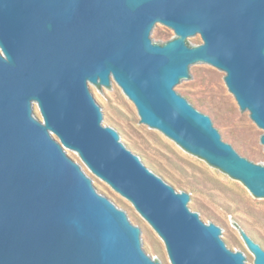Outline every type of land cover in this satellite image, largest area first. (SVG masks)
Segmentation results:
<instances>
[{
    "label": "water",
    "instance_id": "1",
    "mask_svg": "<svg viewBox=\"0 0 264 264\" xmlns=\"http://www.w3.org/2000/svg\"><path fill=\"white\" fill-rule=\"evenodd\" d=\"M162 27L177 37L162 41ZM197 62L225 71L264 129V0H0V264H169L93 174L148 221L171 264H249L226 241L229 221L198 213L197 196L145 162L130 132L109 126L93 87L123 91L147 129L264 200V165L174 89ZM226 205L250 264H264L250 223Z\"/></svg>",
    "mask_w": 264,
    "mask_h": 264
},
{
    "label": "rangeland",
    "instance_id": "2",
    "mask_svg": "<svg viewBox=\"0 0 264 264\" xmlns=\"http://www.w3.org/2000/svg\"><path fill=\"white\" fill-rule=\"evenodd\" d=\"M162 41L176 38L170 27H162ZM190 77L183 78L174 89L195 108L207 114L220 132L222 139L230 143L242 156L264 165V145L261 137L264 129L250 117L249 110H242L225 82L226 72L205 62L190 66ZM111 111L109 126L117 125L135 138L128 145L178 191L197 196V212L208 213L209 221L222 224L220 216L229 221L231 235L226 241L236 250L246 251L249 264L254 256L247 248L241 226L229 210L228 204L250 223V233L264 246V200L252 195L237 179L217 171L175 141L147 129L140 122L134 103L123 93H107L93 84ZM94 178L104 194L128 208L137 225L151 232V254L163 263V252L171 264L164 241L135 209L133 204L115 191L108 183ZM226 204H225V203Z\"/></svg>",
    "mask_w": 264,
    "mask_h": 264
}]
</instances>
